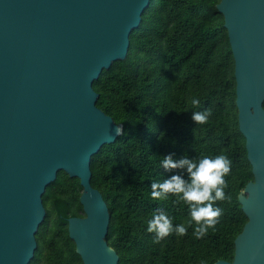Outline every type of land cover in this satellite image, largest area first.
<instances>
[{"label": "water", "instance_id": "water-1", "mask_svg": "<svg viewBox=\"0 0 264 264\" xmlns=\"http://www.w3.org/2000/svg\"><path fill=\"white\" fill-rule=\"evenodd\" d=\"M151 2L0 0V264L34 258L47 215L43 195L62 170L83 187L85 215L68 218L83 264H119L91 163L123 125L98 107L94 82L127 58ZM216 7L234 54L239 127L254 180L239 195L248 221L234 260L214 264H264V0H220Z\"/></svg>", "mask_w": 264, "mask_h": 264}, {"label": "trees", "instance_id": "trees-1", "mask_svg": "<svg viewBox=\"0 0 264 264\" xmlns=\"http://www.w3.org/2000/svg\"><path fill=\"white\" fill-rule=\"evenodd\" d=\"M220 0H152L134 29L127 58L115 61L95 80L97 105L123 125L122 134L92 157V184L111 212L108 240L119 264H214L234 260L235 239L248 217L239 195L254 180L246 138L236 104L235 59L217 9ZM199 100L198 105L192 101ZM210 110L206 124L191 119ZM226 155L232 161L225 178L230 200L217 201L223 215L202 238L194 236L189 207L177 197L154 200L151 184L176 170L162 167L167 155ZM185 178H187L185 176ZM79 178L65 171L43 195L47 215L37 232L38 248L30 264H83L69 234L68 218L84 216ZM157 210L187 235L154 243L147 231Z\"/></svg>", "mask_w": 264, "mask_h": 264}, {"label": "clouds", "instance_id": "clouds-1", "mask_svg": "<svg viewBox=\"0 0 264 264\" xmlns=\"http://www.w3.org/2000/svg\"><path fill=\"white\" fill-rule=\"evenodd\" d=\"M192 103L198 105L199 100L194 99ZM210 115V110L196 111L192 113L191 119L195 124L203 125L208 122ZM116 131L120 133L121 129L117 128ZM161 163L165 170H176L177 174L171 175L162 182H153L151 197L154 200H161L173 195L178 201L186 204L191 216L189 223L195 222L196 225L194 236L197 239L202 238L209 228L215 227L223 215V209L216 206V202L231 199L225 192L228 188L225 178L231 173L232 161L224 154L215 157L204 155L198 159L189 158L187 155L174 159L170 154L163 157ZM147 231L154 233L153 242L159 243L173 232L177 236L187 235L188 229L184 224L174 227L172 219L165 212L157 210L148 221Z\"/></svg>", "mask_w": 264, "mask_h": 264}, {"label": "rangeland", "instance_id": "rangeland-1", "mask_svg": "<svg viewBox=\"0 0 264 264\" xmlns=\"http://www.w3.org/2000/svg\"><path fill=\"white\" fill-rule=\"evenodd\" d=\"M41 264H45L44 261H42Z\"/></svg>", "mask_w": 264, "mask_h": 264}]
</instances>
